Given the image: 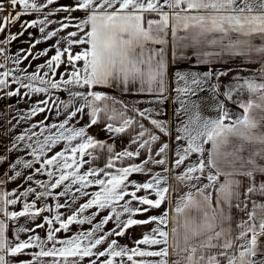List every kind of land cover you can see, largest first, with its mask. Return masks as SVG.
I'll use <instances>...</instances> for the list:
<instances>
[{
  "label": "snow or ice",
  "instance_id": "snow-or-ice-1",
  "mask_svg": "<svg viewBox=\"0 0 264 264\" xmlns=\"http://www.w3.org/2000/svg\"><path fill=\"white\" fill-rule=\"evenodd\" d=\"M7 6L11 11L0 16V33L22 15L36 18L0 44L17 40L28 28L37 29L39 37L33 39L29 33V48L15 56L5 55L6 49L0 47L4 56L0 98L45 97L17 116L13 127L53 110L64 119L49 124L46 116L29 123L7 149H22L24 154L10 162L11 175L0 177V264H12L10 258L29 249L37 250L22 264H83L86 258L88 264H264V203L254 199L264 197V179H260L264 177V64L247 76L240 74L243 69L236 70L222 93L220 77L234 70L212 67L235 57L264 59V0H73L70 5H59L58 0H7ZM5 10V0H0V12ZM76 11L84 15L73 16ZM58 13L67 15L56 20ZM153 14L156 18H146ZM53 24L57 26L51 28ZM169 31L173 62L195 57V66L208 70L174 73L171 90L173 102L179 105L175 114L185 119L174 129L176 147L165 141L154 151L161 140L157 131L172 137L169 123L157 118L159 106L169 98ZM53 40L49 47L32 52L36 45ZM53 49L54 54L34 71H28L31 62L20 67L29 56L35 60ZM9 62L13 67L7 66ZM62 65L64 71L58 75ZM100 86L147 95L151 106L141 109L96 90ZM205 89L216 100L214 114H206L193 99ZM60 91L67 93V99L56 95ZM245 94L246 100L239 98ZM221 95L237 104L241 114L233 115ZM84 115L86 125L73 123ZM98 124H103L107 140L88 133ZM122 136L129 138L130 146L117 151L116 141ZM62 142L61 150L53 152ZM142 151L144 159L131 162ZM102 156L104 163L99 165ZM6 160L0 155V163ZM149 165L161 166V171L154 172ZM169 172H173L172 184ZM134 174L149 178L138 182L131 179ZM18 178L27 187L4 190L7 182ZM94 185L98 190L89 191ZM180 187L188 190L173 203L172 194ZM82 197L85 201L76 206ZM18 204L20 210H9ZM165 205L159 215L135 218ZM233 207L246 216L235 227ZM102 212L107 214L96 222ZM21 218L32 227L19 224ZM110 222L113 227L105 231ZM85 224L90 226L86 230ZM73 225L81 227L69 236L58 235L71 232ZM141 225L154 226L131 248L111 238ZM37 229H45V236ZM21 234L26 238L21 239Z\"/></svg>",
  "mask_w": 264,
  "mask_h": 264
},
{
  "label": "crops",
  "instance_id": "crops-1",
  "mask_svg": "<svg viewBox=\"0 0 264 264\" xmlns=\"http://www.w3.org/2000/svg\"><path fill=\"white\" fill-rule=\"evenodd\" d=\"M72 2H73V0H58L59 5H70V4H72ZM5 4H6V10L4 12H0V16L7 15L8 12L11 11V8L7 6V0H5ZM55 6L56 5H53L50 7H55ZM19 10L20 9L17 8V11H19ZM64 15H67V13H58L54 17V19L59 20ZM72 15L75 17H82L84 15V13L80 12V11H76V12L72 13ZM34 18H36L35 14L22 15L20 17L19 21H17L15 24L10 25L8 28L5 29L4 32L0 33V41H3L9 33L15 34V33L20 32L22 30L21 25L24 22L31 21ZM146 18H156V17L153 14L151 17H146ZM0 22H2V21H0ZM56 26H57L56 24H53L50 27L55 28ZM71 30H74V29H71V28L68 29V31H71ZM29 33H31V36L33 39L39 37V33H38L37 29L28 28V30L24 32V35L18 37L17 40L12 41L7 45L0 44V47H4L6 49L5 55L15 56V54L20 52L21 49H28L30 46V43H31V41L29 39ZM52 43H54V40L48 41L46 43L38 44V45H36L35 48L32 49V52L35 53V52L41 51L44 48L49 47V45H51ZM257 43H259V41H257ZM157 47H159V46H157ZM75 51H80V48H76ZM24 54L25 53H21V55H24ZM53 54H54V49L49 52L48 56L40 57V58L35 59V60H33L31 56H29L27 60H23L20 67L24 68L25 66H27L29 64V62H31V67L28 68V71L29 72L34 71L36 65L44 63V61L46 59H48ZM188 55L191 56V50L188 51ZM195 59H196L195 57H192L191 60L173 62V60H172V49H171V33L169 31V45H168V65L169 66H168V71H167V79L169 82V94H168L169 98L166 102L167 104H169L168 102H170L171 100H172L171 104H174V102H173L174 93H172V90H171V83L174 79V73L177 70H180V71L192 70V71H199V72H204V71L208 70L207 66H198V67L195 66ZM0 61H1V64L4 63V56L3 55H0ZM226 63H228L230 65V69L234 70V71L229 73V83H230V82H232V77L237 74L236 70L243 69V71L240 73L241 75H245V76L251 75L253 72H255L261 68L262 64H264V59H262L258 56H255V55L251 58V60H249L247 58H243V57H235V58H232L230 60L226 59L224 62H217V63L213 64L212 65L213 70L223 69L222 65L226 64ZM7 66L13 67L11 62H9ZM63 71H64V66L62 65L61 68L58 70V75L60 72H63ZM57 78H58V76H57ZM212 83H216V81L213 80ZM100 87L108 88V87H103V86H100ZM221 88H220V92L222 93ZM103 92H106L109 95L115 96L118 99L123 100L125 102H127V101L131 102L132 101L133 103H139L138 107L141 109L143 108L141 106H144L142 103H145L144 101H148L150 99V97H148L147 95L139 96V95L124 93V92H122V90L120 88H117V87L109 88V91H103ZM56 95H58L60 99H67V93H65L63 91L56 93ZM44 98H45L44 95H35V96H32L31 98H26V99H20L19 97H3V98H0V155H4L7 158L6 162L0 163V177H2L4 175V173H6V172L9 175H11L12 172H11L10 167H9L10 162H14L15 159H17L20 155L24 154V150H22V149H17V150L12 151V152L7 151V149L10 147L11 141L15 135L19 134L25 127L29 126V123H34L37 121L45 120L46 116L48 117V119L46 120V123H49V124L53 123V122H58L59 120L64 119L63 115L57 116L55 110H53L52 112H45V113L38 114L36 117H33L30 122H22L21 124L17 125L16 127H13V125H16V123H17L16 122L17 116H19L20 114L25 112L27 109H29L30 106L33 103H35L37 100H42ZM222 98H223V95L219 96L220 100H222ZM236 98L237 97L234 96V99H236ZM239 98L246 100L247 94H245L243 97H239ZM193 99L197 100L200 103L201 109L203 108L204 103H213V105H214L216 102V100L213 98L212 93L209 92L207 89H205V91L197 93L196 96L193 97ZM175 104L176 105H171L172 114H170L166 111V112L160 113L159 116L157 117V118L162 119V120H165V117H166V121L170 125L172 135L176 134L175 130H174L175 126L178 123H180V121L182 119H185V117H183V116L178 117L175 114V109L177 107H179L178 103H175ZM229 105H230L229 107H230V110L233 113V115L241 114L242 110L239 109L237 104L233 103L232 101H229ZM169 106L170 105H168L166 110H168ZM163 110H164V108H163ZM212 110H213V106H212V109L209 110L210 114L213 113ZM257 114L259 115L258 111H257ZM73 123H75L77 126L86 125L88 123V117H87V115H84L81 118H79L78 120L74 121ZM144 123H145L146 127H151V125L149 124L148 121H144ZM153 130L156 131L155 129H153ZM261 130L264 131V129H261ZM88 133L93 135L97 139H101V140H107L108 139V134L103 130V124H98L96 126L89 128ZM157 134L161 135V140L158 141L153 146L154 151L156 149H158L160 144L164 143L165 141H168L171 144V147L173 149L176 147L175 143H172V140H174L173 136L171 138H169V137L163 136L158 131H157ZM128 141H129V138L127 136H122L120 139H118L116 141V150L119 151L126 146H130ZM62 146H63V142L60 145H57L56 148L53 150V152L54 151H60ZM206 147H209V146L206 145ZM51 154H53V153H49V155H51ZM144 157H145V153L142 151L141 156L139 158H135L131 162L139 163L141 160L144 159ZM169 157H170L169 167L171 168V152L169 153ZM191 159L195 160L196 155L194 154L191 157ZM97 163L99 165H103L104 157L102 156L101 159L99 161H97ZM261 163H264V161H261ZM149 167H152L154 172L161 171V166L149 165ZM176 171H180V170H176ZM26 174H27V170L25 171V175ZM172 175H173V172H169V183L170 184L174 183V181H172V179H171ZM37 178L43 179L45 177H37ZM148 178L149 177L146 174H134L131 177V179L136 180L138 182H143V181L147 180ZM260 179H264V177H260ZM9 182L19 183V182H22V178H18L16 181H9ZM24 183H26V182H24ZM247 183H248L247 180H245L244 185L247 186ZM94 190H98V186L94 185V186H91L89 189V191H94ZM187 190L188 189L185 187H180L177 192L173 193L172 194L173 203L175 202V199L178 195L183 194ZM57 191H59V190H57ZM139 194L142 195L143 193L141 192ZM152 198H155V197L153 196ZM29 199H31V197ZM85 199L86 198L82 197L80 200H78L76 206H78L79 203H83L85 201ZM254 199H256L260 203H264V197H262V196L257 195L254 197ZM48 202L50 204H53V206H54V203H55L54 201L51 202L49 200ZM60 202L61 203L64 202L63 198L60 200ZM165 207H167V205L162 206V208L159 210H153V211H151L145 215H137L135 218L136 219H145V218H147L148 215H159L161 212L164 211ZM248 207H249V209L251 208V203H249ZM61 211H65V210L61 209ZM45 214H47V213H45ZM106 214H107V212H102L100 216L96 217V222H98L102 218V216L106 215ZM232 216H233V220H232L233 227H235L236 223H238L240 219L246 218L245 213L236 209L235 207H233V209H232ZM36 222L39 223L40 221L37 220ZM18 223L21 225H26L29 228L32 227V224L27 223L24 218H22V221H19ZM153 226L154 225L133 226L127 230L126 234L123 237H111V238L117 239L118 243L120 245H125V246H128L129 248H131L134 246L133 242L135 240L142 238V235L145 232L150 231V229ZM169 226H171V225H169ZM79 227H81V226L73 225V226H71V232H69V233L61 232L58 235L60 237L69 236V235L75 233ZM89 227L90 226L87 224L82 226V228L85 230L88 229ZM112 227H113V223L110 222L108 225L105 226L104 230L107 231V230L111 229ZM37 233L41 237H44L45 236V229H37ZM7 236L10 239L13 238V231L11 230V226H10L9 231L7 232ZM20 238L25 239L26 236L24 234H21ZM102 247H106V245H104ZM102 247L100 248V250H102ZM141 247H145V246L141 245ZM262 247H264V244H262ZM36 250L37 249H29V250H26L21 255L10 258L12 260V264H22V262H26V261L30 260L31 259V252L36 251ZM101 259H103V258H101ZM117 259H119V258H117ZM150 259H154V258H150ZM83 264H88V258L85 259Z\"/></svg>",
  "mask_w": 264,
  "mask_h": 264
},
{
  "label": "rangeland",
  "instance_id": "rangeland-1",
  "mask_svg": "<svg viewBox=\"0 0 264 264\" xmlns=\"http://www.w3.org/2000/svg\"><path fill=\"white\" fill-rule=\"evenodd\" d=\"M0 64H1V61H0ZM223 67V69H230V65L228 64V63H226V64H223L222 65ZM223 69H221V70H223ZM4 69H0V71H3ZM220 82H221V84H222V88H221V90H222V92L225 90L224 89V87H223V85H226V84H228L229 83V74L227 75V76H223V77H220ZM15 87V86H14ZM96 90H98V89H96ZM98 91H100V90H98ZM122 99V98H121ZM222 100H224L225 101V104H226V107H228L229 108V101H227L226 100V98L223 96V98H222ZM143 102V101H142ZM145 103H142L144 106H141V107H143V108H146V107H150L151 105H149L148 104V102L147 101H144ZM127 103H129V104H137V105H139V103H133L132 101L131 102H129V101H127ZM169 104H164V105H162V106H159L160 107V113H162V112H168V113H170V114H172V112H171V105H176L175 103L174 104H171L172 103V100L170 101V102H168ZM168 105H170L169 106V108H168V110H166V108L168 107ZM212 106H213V103H204L203 104V108H202V111H204V112H206L207 114H210V111L209 110H211L212 109ZM142 108V109H143ZM163 108H164V110H163ZM213 111V110H212ZM213 114V113H212ZM165 121H166V117H165ZM170 126V125H169ZM175 135L176 134H174V135H172L173 136V138L175 137ZM18 185H20L21 187H20V190L22 191L23 190V188L24 187H27V182L26 183H24V182H19V183H17V182H7L5 185H4V190H6V191H11L12 189H14V188H17V186ZM32 198V197H31ZM51 202H52V200H50ZM19 208H21V205L20 204H18V205H16V206H10V210H20ZM19 221H22V218L19 220Z\"/></svg>",
  "mask_w": 264,
  "mask_h": 264
},
{
  "label": "trees",
  "instance_id": "trees-1",
  "mask_svg": "<svg viewBox=\"0 0 264 264\" xmlns=\"http://www.w3.org/2000/svg\"><path fill=\"white\" fill-rule=\"evenodd\" d=\"M97 89L100 90V91H109V88H102V87L99 88V87H98ZM103 89H104V90H103ZM229 106H230V105H229ZM229 109H230V107H229Z\"/></svg>",
  "mask_w": 264,
  "mask_h": 264
}]
</instances>
